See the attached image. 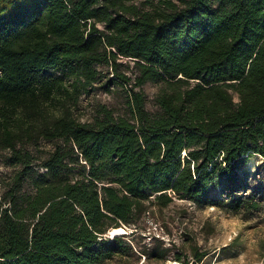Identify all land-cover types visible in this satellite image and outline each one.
I'll list each match as a JSON object with an SVG mask.
<instances>
[{
    "label": "trees",
    "instance_id": "1",
    "mask_svg": "<svg viewBox=\"0 0 264 264\" xmlns=\"http://www.w3.org/2000/svg\"><path fill=\"white\" fill-rule=\"evenodd\" d=\"M122 58L135 87L160 86L156 109L132 87L131 116L103 106L81 121L74 106L100 67L131 79ZM257 153L264 0H0V157L15 168L0 196V264H139L108 232L152 196L253 218L264 189L240 170Z\"/></svg>",
    "mask_w": 264,
    "mask_h": 264
},
{
    "label": "rangeland",
    "instance_id": "2",
    "mask_svg": "<svg viewBox=\"0 0 264 264\" xmlns=\"http://www.w3.org/2000/svg\"><path fill=\"white\" fill-rule=\"evenodd\" d=\"M119 61V71L131 79L121 83L111 67H100L104 74L93 87L83 90L74 106V114L81 121H91L103 106L112 109L116 115L131 116L129 89L132 87L145 94L148 109H156L155 97L160 86L148 82L135 87L134 61L130 58ZM260 165L262 167L257 170ZM14 170L0 157V196L12 182ZM240 176L251 184L250 190L263 192L264 155L254 154L240 170ZM25 189H29L27 184ZM215 192L219 194L220 188ZM122 227L126 228V233L121 235L132 247V259L139 260V264H182L175 256L182 253L192 259L195 249L209 252L199 264H264L263 212L244 219L240 214L214 205H199L187 199L175 198L167 205H160L152 196L136 221ZM166 249L165 258L156 259V254Z\"/></svg>",
    "mask_w": 264,
    "mask_h": 264
},
{
    "label": "bare ground",
    "instance_id": "3",
    "mask_svg": "<svg viewBox=\"0 0 264 264\" xmlns=\"http://www.w3.org/2000/svg\"><path fill=\"white\" fill-rule=\"evenodd\" d=\"M113 233L121 235L122 232L126 231V228L120 226L119 228L110 229Z\"/></svg>",
    "mask_w": 264,
    "mask_h": 264
},
{
    "label": "water",
    "instance_id": "4",
    "mask_svg": "<svg viewBox=\"0 0 264 264\" xmlns=\"http://www.w3.org/2000/svg\"><path fill=\"white\" fill-rule=\"evenodd\" d=\"M117 228H119V227H117ZM113 229H114V228H113ZM125 233H126V232H122V234H125ZM108 235L114 237V236H118L119 234H115V233L112 232V230H110V231L108 232Z\"/></svg>",
    "mask_w": 264,
    "mask_h": 264
}]
</instances>
